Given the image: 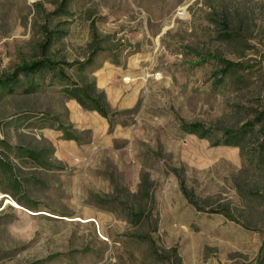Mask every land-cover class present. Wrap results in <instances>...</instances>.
I'll list each match as a JSON object with an SVG mask.
<instances>
[{
    "label": "rangeland",
    "instance_id": "rangeland-1",
    "mask_svg": "<svg viewBox=\"0 0 264 264\" xmlns=\"http://www.w3.org/2000/svg\"><path fill=\"white\" fill-rule=\"evenodd\" d=\"M44 56L116 113L0 86V264H264V0H0V76Z\"/></svg>",
    "mask_w": 264,
    "mask_h": 264
},
{
    "label": "trees",
    "instance_id": "trees-1",
    "mask_svg": "<svg viewBox=\"0 0 264 264\" xmlns=\"http://www.w3.org/2000/svg\"><path fill=\"white\" fill-rule=\"evenodd\" d=\"M89 59V58H88ZM205 60H216L222 64V67L216 72V76L221 79L222 81L229 75L234 72L241 70L243 67V63L234 62L232 60L226 59L222 57L218 53H210L202 57L200 61ZM63 62L54 60L49 56H44L41 59L32 60L30 62H23L18 67L14 69L11 74L1 75L0 76V86L3 89H8L10 91H14L17 87H19L23 81L24 77H29V75H37L42 73V71L46 69H52L55 71V74L62 80L66 82V91L70 97L77 99L85 108L91 110H98L103 116L110 118L116 113V111H112L108 103L106 101V95L103 91L95 92L90 86L88 85H81L75 80H72L71 76L66 72L64 66L62 65ZM24 75V77L22 76ZM253 120L249 122L252 124ZM248 124V125H249ZM182 128L189 133L198 134L201 137H210L209 133L211 128L206 126L200 122H188L182 120ZM226 139L222 142L215 141L214 145H219L221 143L227 145H240L241 139L245 138L247 132L244 129L240 128L238 130L233 129H224ZM262 152H264V148H262ZM26 156L35 159L39 157L41 153L38 150H22ZM38 163H40L38 161ZM7 165L5 159L0 155V169H4ZM182 189L188 199L193 202L196 206L200 207L197 201L195 200L194 196H192L191 192L187 189L184 185L182 180ZM224 212L228 217L232 219H236L235 216L229 212L228 210H221ZM264 255V243L260 248L259 257Z\"/></svg>",
    "mask_w": 264,
    "mask_h": 264
},
{
    "label": "bare ground",
    "instance_id": "bare-ground-1",
    "mask_svg": "<svg viewBox=\"0 0 264 264\" xmlns=\"http://www.w3.org/2000/svg\"><path fill=\"white\" fill-rule=\"evenodd\" d=\"M181 14H186L185 11H184V8L181 10L180 12ZM127 80H131L130 77H127ZM134 80V79H133ZM126 81V80H125ZM8 201H10L13 205H15L16 207H21V205L16 201L14 200L13 198L11 199H8ZM23 207V206H22Z\"/></svg>",
    "mask_w": 264,
    "mask_h": 264
}]
</instances>
